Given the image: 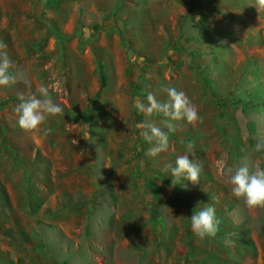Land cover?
<instances>
[{
    "label": "rangeland",
    "instance_id": "1",
    "mask_svg": "<svg viewBox=\"0 0 264 264\" xmlns=\"http://www.w3.org/2000/svg\"><path fill=\"white\" fill-rule=\"evenodd\" d=\"M253 3L0 0L17 78L0 87V264H264V208L236 198L219 166L264 168V11ZM41 85L63 114L25 131L15 108ZM170 87L202 122L168 132L153 113L169 148L151 157L135 101H167ZM184 154L202 163L200 181L173 187L165 169ZM198 204L215 207V237L191 231Z\"/></svg>",
    "mask_w": 264,
    "mask_h": 264
},
{
    "label": "clouds",
    "instance_id": "2",
    "mask_svg": "<svg viewBox=\"0 0 264 264\" xmlns=\"http://www.w3.org/2000/svg\"><path fill=\"white\" fill-rule=\"evenodd\" d=\"M252 6H255L260 13L264 11V0H254ZM6 48L7 45L0 41V87H9L17 82L16 76L10 72L13 61L9 58L7 51H4ZM165 91L168 97L167 101H158L152 94H148L147 104L139 97L135 101V107L145 116V119L138 122L136 127L140 130L141 137L152 145L148 153L151 157H156L168 150V132L175 131L173 121L185 120L192 125L198 121L202 122L197 108L185 92L177 90L175 87L167 88ZM37 93L38 96L32 95L26 100L21 95L22 102L15 108L19 127L25 131L38 129L49 116L61 115L64 111L60 104L54 102L47 86L41 85L37 89ZM153 113H159L165 117L162 123L168 132H165L149 119ZM84 129L85 136L83 138L91 140V127L84 125ZM187 147L188 152L194 156V146L189 144ZM262 148H264V143H257L255 150L259 152ZM225 160L226 157L222 158L219 166L222 174L228 177L232 194L238 199H243L248 208H264V168H261L258 163L252 162L250 164L246 160L244 164L234 169L227 166ZM201 171L202 163L190 158L189 154H184L176 157L174 166L171 164L166 166L165 174L172 177L171 185L174 187L182 180H188L194 185L199 183ZM184 187L186 188L187 185ZM229 215L231 216L232 213ZM219 223L220 221L216 217V209L210 204H206L203 208H199L198 204L190 216L191 231L201 240L215 237L219 231ZM232 243L231 239L225 240L226 246H231Z\"/></svg>",
    "mask_w": 264,
    "mask_h": 264
},
{
    "label": "trees",
    "instance_id": "3",
    "mask_svg": "<svg viewBox=\"0 0 264 264\" xmlns=\"http://www.w3.org/2000/svg\"><path fill=\"white\" fill-rule=\"evenodd\" d=\"M99 73H100V78H101V84L104 85V81H103L104 78H103V76H102L100 71H99Z\"/></svg>",
    "mask_w": 264,
    "mask_h": 264
}]
</instances>
